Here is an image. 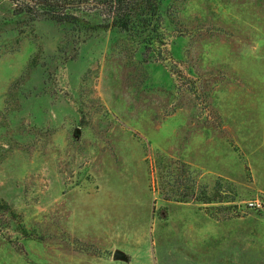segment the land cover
I'll return each mask as SVG.
<instances>
[{
    "label": "rangeland",
    "instance_id": "obj_1",
    "mask_svg": "<svg viewBox=\"0 0 264 264\" xmlns=\"http://www.w3.org/2000/svg\"><path fill=\"white\" fill-rule=\"evenodd\" d=\"M74 11L0 0V264H264V0Z\"/></svg>",
    "mask_w": 264,
    "mask_h": 264
},
{
    "label": "trees",
    "instance_id": "obj_2",
    "mask_svg": "<svg viewBox=\"0 0 264 264\" xmlns=\"http://www.w3.org/2000/svg\"><path fill=\"white\" fill-rule=\"evenodd\" d=\"M13 12H25L56 21L75 22V9L97 8L107 24L129 32L141 41L158 32V0H11Z\"/></svg>",
    "mask_w": 264,
    "mask_h": 264
},
{
    "label": "built area",
    "instance_id": "obj_3",
    "mask_svg": "<svg viewBox=\"0 0 264 264\" xmlns=\"http://www.w3.org/2000/svg\"><path fill=\"white\" fill-rule=\"evenodd\" d=\"M246 203L250 206H254V205L259 206L261 202L258 198H254V199L247 200Z\"/></svg>",
    "mask_w": 264,
    "mask_h": 264
},
{
    "label": "water",
    "instance_id": "obj_4",
    "mask_svg": "<svg viewBox=\"0 0 264 264\" xmlns=\"http://www.w3.org/2000/svg\"><path fill=\"white\" fill-rule=\"evenodd\" d=\"M112 254H113V256H118V255H120L119 251L116 250V249L113 250Z\"/></svg>",
    "mask_w": 264,
    "mask_h": 264
}]
</instances>
